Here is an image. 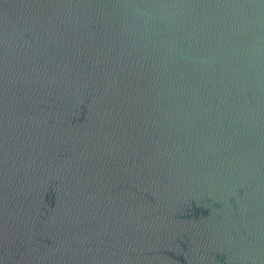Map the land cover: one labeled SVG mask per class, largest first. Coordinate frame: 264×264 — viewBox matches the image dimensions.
I'll use <instances>...</instances> for the list:
<instances>
[{
    "label": "water",
    "instance_id": "1",
    "mask_svg": "<svg viewBox=\"0 0 264 264\" xmlns=\"http://www.w3.org/2000/svg\"><path fill=\"white\" fill-rule=\"evenodd\" d=\"M0 264H264V0H0Z\"/></svg>",
    "mask_w": 264,
    "mask_h": 264
}]
</instances>
